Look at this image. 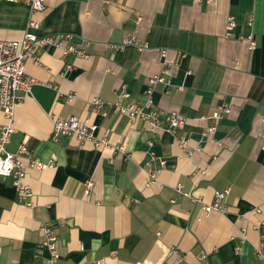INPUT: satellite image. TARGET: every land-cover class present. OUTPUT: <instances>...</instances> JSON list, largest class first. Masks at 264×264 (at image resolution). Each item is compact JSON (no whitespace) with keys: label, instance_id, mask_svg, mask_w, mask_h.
<instances>
[{"label":"crops","instance_id":"crops-1","mask_svg":"<svg viewBox=\"0 0 264 264\" xmlns=\"http://www.w3.org/2000/svg\"><path fill=\"white\" fill-rule=\"evenodd\" d=\"M229 17L235 25L227 36ZM31 18L38 36L69 34L64 45L86 55L45 45L35 50L37 62L25 61L36 82L20 93L7 149L28 147L20 158L33 203L0 178V263L47 264L39 227L50 223L58 264H257L255 248L263 243L264 250L252 227L264 219V0H44L36 11L0 0V40L20 39ZM126 37L145 47L123 45ZM159 74L165 81L148 96V80ZM123 92V104L151 99L164 123L178 112L184 128H151L89 105ZM223 103L230 112L203 136ZM68 116L97 125V135L124 151L79 145L72 135L53 141V117ZM4 121L0 109V127ZM182 137L189 150L179 147ZM33 159L52 165L37 169ZM149 168L157 178L147 185ZM225 188V211L204 215L192 200L211 203Z\"/></svg>","mask_w":264,"mask_h":264},{"label":"built area","instance_id":"built-area-1","mask_svg":"<svg viewBox=\"0 0 264 264\" xmlns=\"http://www.w3.org/2000/svg\"><path fill=\"white\" fill-rule=\"evenodd\" d=\"M7 2H16L20 0H3ZM29 3L31 10L36 11L43 8L44 0H21ZM111 0H104L105 3ZM252 18H248L247 24L251 25ZM235 25L234 20L229 17L225 27V35H230V31ZM38 23L35 19L31 18L28 21L27 29L24 31L20 39L12 40H0V109L3 112L5 121L0 127V178L8 177L11 180V184L18 193L19 197L25 201L27 205H32L31 197L33 195L30 187L24 182V165L21 160V155H28V147L26 143H21L15 152H11L7 149V145L10 141L11 135L15 128L13 125L14 121V109L17 102L21 99V92L29 93L32 85L36 80L25 74V61L32 59L37 62L35 50L37 47L45 45H52L60 48L63 54L76 53L79 55H86L83 49H79L74 45H64V41L71 39V35H42L38 36L33 32V29L37 28ZM61 36V37H60ZM62 38V39H61ZM249 47L253 49L255 42L252 36L248 37ZM122 44H134L138 49L145 47L144 43H140L133 37H126L123 39ZM165 50L162 51L164 55ZM165 79L162 75H154L148 80V87L146 94L149 96L152 92V86L156 82H164ZM127 96L125 92L118 95V99L114 102L103 101L100 97H93L89 101V105L94 110H114L121 115L130 117L131 119L146 121L151 128L162 127L172 133L177 130L183 129L185 125L184 117L178 112L172 111L168 115L167 123L162 121V114L156 108L152 106L151 99H148L144 106L130 102L123 104L122 98ZM230 112V106L227 103H223L212 112L211 118L213 123L205 128L202 132L203 136H207L213 133L216 129V122L225 114ZM264 123V117L260 119ZM97 125L86 124L79 119L77 116L68 117H53L52 119V132L51 139L58 141L60 138L72 135L76 138L79 145L84 143H91L93 147L98 149H104L112 147L114 150L124 151L120 145H111L106 137L99 136L96 134ZM179 147L183 150L188 149V139L185 137L179 138ZM199 146L194 148V151H199ZM264 151V145L261 147ZM30 165L37 169H44L47 166H51L52 162H42L38 159L30 161ZM204 173V170L200 171ZM157 178V170L149 168L148 179L146 184L153 183ZM93 186L92 179H88L85 182V193L88 194L91 187ZM178 194L188 195L189 193H182L180 188H177ZM229 193V189L217 190L214 192V199L211 203H205L198 198L192 196L193 202L199 203L202 214L207 215L213 210L225 211V207L222 202L225 200ZM260 211L259 208L256 209ZM252 227L260 232L261 238L264 240V219L258 220L252 223ZM42 234L41 244L48 250L49 258L47 264H58L59 252L57 249L56 241L57 236L51 228L50 223L43 224L39 227ZM262 240V241H263ZM263 243L255 248V257L257 264H264V250ZM1 264V263H0ZM96 264H104L103 260H98Z\"/></svg>","mask_w":264,"mask_h":264}]
</instances>
